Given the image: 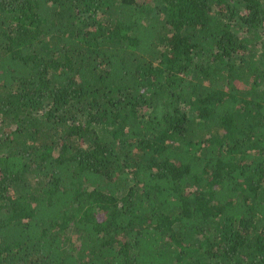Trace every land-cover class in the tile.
I'll return each mask as SVG.
<instances>
[{"label": "trees", "instance_id": "obj_1", "mask_svg": "<svg viewBox=\"0 0 264 264\" xmlns=\"http://www.w3.org/2000/svg\"><path fill=\"white\" fill-rule=\"evenodd\" d=\"M0 264H264V0H0Z\"/></svg>", "mask_w": 264, "mask_h": 264}, {"label": "rangeland", "instance_id": "obj_2", "mask_svg": "<svg viewBox=\"0 0 264 264\" xmlns=\"http://www.w3.org/2000/svg\"><path fill=\"white\" fill-rule=\"evenodd\" d=\"M69 234H71V240L73 243L77 244L79 242L78 235L74 231H70Z\"/></svg>", "mask_w": 264, "mask_h": 264}]
</instances>
